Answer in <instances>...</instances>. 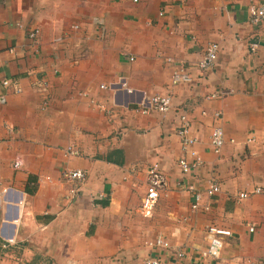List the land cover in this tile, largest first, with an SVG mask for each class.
Returning <instances> with one entry per match:
<instances>
[{
	"label": "crops",
	"instance_id": "0c3cea01",
	"mask_svg": "<svg viewBox=\"0 0 264 264\" xmlns=\"http://www.w3.org/2000/svg\"><path fill=\"white\" fill-rule=\"evenodd\" d=\"M251 5L264 0H0V264H264V25ZM212 43L219 58L203 71ZM179 65L191 81L172 85ZM157 94L172 111H135ZM182 114L204 162L189 174ZM155 165L163 185L144 216ZM75 170L84 179L68 181ZM212 226L232 234L218 259L203 257ZM158 237L171 249L150 245Z\"/></svg>",
	"mask_w": 264,
	"mask_h": 264
},
{
	"label": "built area",
	"instance_id": "2783aa9c",
	"mask_svg": "<svg viewBox=\"0 0 264 264\" xmlns=\"http://www.w3.org/2000/svg\"><path fill=\"white\" fill-rule=\"evenodd\" d=\"M136 1V0H135ZM249 16L251 23L258 27L261 25H264V7H258L256 5H251L249 8ZM75 29H78V26L74 27ZM40 34L39 30H35L30 34V38L32 40H37L38 36ZM258 47V44H254L252 49L256 50ZM221 51V46L218 43H212L209 44L206 53L204 57L199 62V68L203 71L211 70L213 69L218 61L219 53ZM131 61H134L135 59L133 57L130 58ZM170 60V59H169ZM191 78L190 75L187 73L185 67L183 65L176 66L174 73L172 75V85H177L180 83H187L190 82ZM5 86H9L10 81L6 80L3 83ZM16 92H21V88L19 87L18 83H15L12 87ZM102 89H107L106 86L102 85ZM37 92L41 95L47 97L48 93V87L46 83L40 82L36 85ZM213 98L218 97V94H214L212 96ZM47 102L44 103L46 107ZM101 111L110 113L108 109L104 105L98 106ZM173 109V97L170 94L161 95L157 94L152 96L150 99H148L147 102H144L140 104V107L136 108V112L142 114V115H150L152 113H159L162 115L168 114ZM206 114V113H204ZM214 127L211 135V146L212 150L215 154H221L222 149L224 145L226 144V134L224 131V128L222 127L221 123L219 124V121L222 120V113L221 112H215L214 115ZM190 117L187 114H182L179 117L180 123L178 127V137L180 138L182 142V148L186 155L190 157L192 160L190 161L187 157H184L180 159L179 166L184 174H189L190 172L197 170L202 167L203 160L200 157L199 153L194 149V145L197 143L196 139H194L191 136V121L189 119ZM249 142H253L254 139H249ZM70 154L72 155H79V151L76 149L70 147L68 149ZM16 167H21L22 162L18 160L15 163ZM149 177L151 178V183H149L146 195L143 199L142 207H141V213L144 216H150L154 207L158 203V200L160 198V188H162V175L160 173V166L155 165L152 169L148 172ZM65 177L70 182H77L78 180H82L85 177V171L83 170H75L70 171L65 174ZM191 190H194L193 187H191ZM220 192V187L218 183H216L214 180L209 181V188H208V194L209 196H215ZM256 193H262L261 188L256 189ZM241 198H247L248 194H241ZM194 204L193 209L198 210L202 207V194L199 192L194 193ZM205 211H209L211 209L210 206L203 207ZM254 227H251V232L254 231ZM208 234L211 239V244L209 249L203 254L204 258H212V259H218L221 257L222 252L224 250L225 244L222 240V236H231V232L218 229L215 226H212L208 229ZM10 243H13V240H9ZM152 246L156 247H162L166 249H171V245L168 241H166L163 237H158L155 242L150 243ZM178 255L180 257L184 256L186 251L184 249L177 251ZM145 264H166V262L162 259H150Z\"/></svg>",
	"mask_w": 264,
	"mask_h": 264
}]
</instances>
